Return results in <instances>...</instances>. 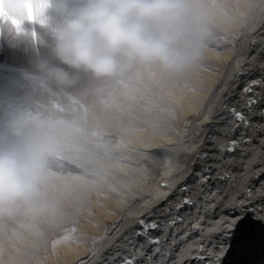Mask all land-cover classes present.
Wrapping results in <instances>:
<instances>
[{
    "label": "bare ground",
    "instance_id": "obj_1",
    "mask_svg": "<svg viewBox=\"0 0 264 264\" xmlns=\"http://www.w3.org/2000/svg\"><path fill=\"white\" fill-rule=\"evenodd\" d=\"M187 2V59L168 68L177 77L162 75L143 88L123 68L110 75L109 86L91 89L80 69L56 57L53 35L38 16L17 25L0 22L1 149L28 140L43 143L44 176L62 183L58 198L63 200L59 210L37 201L18 209L31 219L16 220L29 238L7 230L10 236L1 239L0 223V264H35L40 255H46L45 264H102L105 255L125 254L123 240L139 230L140 219L178 229L166 224L167 209L175 214L185 195L199 200L209 192L264 184V104L245 110L252 122L251 142L239 144L235 152L221 151L232 147L234 138L242 139L241 128L233 131L227 120L225 103L236 106L243 85L264 78V0ZM48 14L58 19L53 9ZM50 67L64 72L68 67L67 81L51 76ZM254 92L260 96L261 88ZM131 102L162 122L148 130L125 124ZM185 186L188 193L182 191ZM180 211L186 215V209ZM31 214L46 218L35 234ZM68 223L73 226L68 239L51 244ZM142 243L139 238L137 247ZM175 244L179 250L182 241ZM227 247L222 264H264V221L249 213ZM17 250L23 255L14 256Z\"/></svg>",
    "mask_w": 264,
    "mask_h": 264
},
{
    "label": "clouds",
    "instance_id": "obj_2",
    "mask_svg": "<svg viewBox=\"0 0 264 264\" xmlns=\"http://www.w3.org/2000/svg\"><path fill=\"white\" fill-rule=\"evenodd\" d=\"M50 8L58 19L48 14ZM29 15L49 26L62 63L97 76L114 75L133 61L177 68L188 57L187 0H0V18L16 24L12 17L20 22ZM48 71L60 82L68 79L60 68ZM45 165L39 140L0 149V210L34 204Z\"/></svg>",
    "mask_w": 264,
    "mask_h": 264
},
{
    "label": "snow or ice",
    "instance_id": "obj_3",
    "mask_svg": "<svg viewBox=\"0 0 264 264\" xmlns=\"http://www.w3.org/2000/svg\"><path fill=\"white\" fill-rule=\"evenodd\" d=\"M28 18L35 17L29 15ZM12 19L19 23L14 17ZM257 86L261 88L260 96L254 92ZM241 92L243 95L236 106L229 108L225 103L224 107L232 130L241 128L242 139L234 138L232 147L221 149L222 152H235L239 144L251 142L248 132L252 122L245 110L251 111L255 105L264 104V78L245 83ZM240 106L243 107L238 110ZM260 115L264 118V112ZM201 179L207 183L209 178L203 176ZM182 191L188 193L189 189L185 186ZM181 209L187 210L186 215L181 214ZM174 212L171 207L167 209L169 220L166 224L179 226L178 229L162 226L156 220L140 219L139 230L123 240L125 254L105 255L102 264H222V257L228 250L227 241L238 224L249 213L253 219L264 221V184L258 189L246 187L230 188L216 194L209 192L202 194L199 200L185 195L177 201ZM139 238L143 243L137 247ZM176 240L182 241L179 250Z\"/></svg>",
    "mask_w": 264,
    "mask_h": 264
},
{
    "label": "rangeland",
    "instance_id": "obj_4",
    "mask_svg": "<svg viewBox=\"0 0 264 264\" xmlns=\"http://www.w3.org/2000/svg\"><path fill=\"white\" fill-rule=\"evenodd\" d=\"M143 66V67H142ZM146 66V67H145ZM158 67V68H157ZM147 71H146V70ZM154 69V70H153ZM163 70L162 72H160L161 70ZM160 70V71H159ZM65 71L67 73L71 72L70 69H68V67L65 69ZM124 71L125 73L128 75V78L129 80L133 81L134 78L135 80H137V82H141L142 85L141 87L143 88V86L147 83H155L157 82V78L162 75H168L170 77H177L178 76V72L176 70H174L173 72L172 71H169L168 68H165V67H162L161 65H156V64H141V63H137V62H131V63H128L125 67H124ZM137 71V72H136ZM166 71V72H165ZM169 71V72H168ZM74 72H77V71H74ZM140 73V76L138 75ZM148 72V73H147ZM154 72V74L152 73ZM164 72V73H163ZM168 72V74H167ZM80 75L81 76H86L88 77V86H92V87H89L91 89H102L104 87H107L110 85V75H105V76H97L95 75L93 72L91 71H86L84 69H80L79 71ZM150 75H147L149 74ZM158 73V74H157ZM142 74V75H141ZM143 76V77H142ZM151 76V77H150ZM132 79H131V78ZM134 80V81H135ZM145 81V82H142V81ZM105 95H100L99 97L97 98H103ZM134 103L131 102L130 104V109H129V113L130 114V118L128 117H125L124 118V122L125 124H128V125H133L132 127H144V130H148L149 128H154V125L156 124V122H162L160 117H158L157 115L154 116L153 113L149 112L148 111V114H147V111H145L144 109H141L140 106H138L136 103L133 105ZM137 105V106H136ZM174 110V109H173ZM175 111V110H174ZM142 112V113H141ZM139 113V114H138ZM145 113V114H144ZM176 114H178L176 111H175ZM135 115V116H134ZM137 115V116H136ZM147 115V116H146ZM139 116V117H138ZM150 116V117H149ZM134 118V119H133ZM159 118V119H157ZM133 119V120H132ZM157 119V120H156ZM168 119V118H167ZM127 120V121H126ZM132 120V121H131ZM140 120V121H139ZM129 121V122H128ZM138 121V122H137ZM163 122H167V121H163ZM175 122V121H173ZM138 125V126H137ZM135 129V128H134ZM59 180H55V179H52L51 176H47L45 177L44 176V179H43V183L44 185L41 186V192H40V195L39 197L37 198V202L38 203H34L35 205L37 206H40L43 204V203H46V204H55V206L57 207V210H59V205H60V200L61 202L63 201L62 200V197L59 199L58 198V194H60L62 191H61V187H62V183H60V181L58 182ZM46 183V184H45ZM60 185V186H59ZM56 186H59V187H56ZM58 188V189H57ZM55 189V190H54ZM53 190V191H52ZM57 190V191H56ZM51 191V192H50ZM56 191V192H55ZM59 191V192H58ZM57 193V194H56ZM47 195V196H46ZM54 195V196H53ZM56 195V196H55ZM43 196V197H42ZM46 199H45V197ZM56 197V198H55ZM41 199V200H40ZM44 199V200H43ZM50 199V200H49ZM53 199V200H51ZM43 200V201H42ZM57 200V202H56ZM42 202V203H40ZM33 204V205H34ZM17 210L18 209H22V211H25V205L24 206H20L19 208H16ZM16 209H13V211H4V210H0V223L2 224V230L5 231L2 233V236H1V239H4L5 237H7V235L10 236V233L9 231L7 230H14L15 232H18L20 234H23L25 235L26 237L25 238H29V234L24 231L23 227L20 226V224L16 223V220H24V221H27V222H31V219L29 217V214L26 212L25 214L23 212H21V210H18L19 212H15ZM65 211V210H63ZM15 212V214H14ZM57 213V212H56ZM90 213L92 214V212L90 211ZM10 214V216H9ZM20 214V215H19ZM13 217V218H12ZM31 217L33 219L32 221V225L33 226V229H34V234L37 233L40 228L43 226L44 222L46 221V218L45 217H35L33 216V214H31ZM66 217V216H65ZM69 217V216H68ZM66 217V218H68ZM69 219H71L69 217ZM15 221V223L13 222ZM72 222V221H71ZM68 227H67V226ZM73 226H70V224H65L64 226L60 227L59 230L56 231V233H58V236L55 237V238H51L50 241H51V244H55L56 241L55 240H58L59 242H64L68 239V234L71 230ZM61 228L63 230H61ZM32 232V233H33ZM67 233V234H66ZM64 235V236H63ZM36 236V235H35ZM55 239V240H54ZM62 239V240H61ZM44 247V246H43ZM41 252H43V250H41ZM14 256H22L23 253L22 251L20 250H17L13 253ZM45 257L46 255H40V257H37L35 260H32V263H35V264H45ZM23 261V260H22Z\"/></svg>",
    "mask_w": 264,
    "mask_h": 264
}]
</instances>
